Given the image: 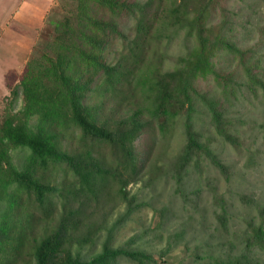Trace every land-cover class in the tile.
<instances>
[{
  "label": "trees",
  "instance_id": "obj_1",
  "mask_svg": "<svg viewBox=\"0 0 264 264\" xmlns=\"http://www.w3.org/2000/svg\"><path fill=\"white\" fill-rule=\"evenodd\" d=\"M71 1V11L50 19L40 33L24 71L7 76L13 102L21 91L23 105L16 112L8 110L0 121V264L16 263L26 247L35 264H114L121 256L145 264L150 257L144 251L115 247L109 239L91 258L74 249L95 240L97 230L106 227L102 204L112 195V185H119L115 194L126 202L124 212L134 210L135 197H129L127 185L139 177L135 141L150 123L166 133L181 121L185 145L173 162L178 192L183 194L184 172L192 160L208 158L228 177L229 168L212 139L195 123L196 101L206 107L219 136L235 145L239 139L231 130L223 101L201 92L195 80L212 74L226 90L231 77L218 72L213 59L220 49L242 60L245 52L225 35V25L217 29L207 25L220 0ZM128 20L133 21L130 29ZM182 30L196 44L180 56L179 65L165 70L157 60H147L152 39ZM116 39L123 49L114 59L111 44ZM245 69L249 87L264 90V80ZM121 88L132 97L141 93L144 105L120 121L103 120V100L93 105L92 97ZM72 135L79 143L75 151L64 148ZM15 148L29 151L22 167L13 159ZM50 168H64L74 179L62 188L52 186L39 175L41 169ZM51 196L61 200L58 223L40 238L33 233L36 213L49 210ZM220 221L226 228L225 208ZM257 247L264 248L263 224L247 239L248 251Z\"/></svg>",
  "mask_w": 264,
  "mask_h": 264
},
{
  "label": "rangeland",
  "instance_id": "obj_2",
  "mask_svg": "<svg viewBox=\"0 0 264 264\" xmlns=\"http://www.w3.org/2000/svg\"><path fill=\"white\" fill-rule=\"evenodd\" d=\"M51 2L52 7L37 31L18 36L27 47L23 45L16 56L8 60L0 55V75L9 65L16 66L20 62L22 70L50 19L62 18L74 7L71 0ZM132 24L133 21L128 20L126 27L130 29ZM222 24L225 35L245 52L244 60L220 49L213 62L218 72L231 77L226 90L212 74L199 76L195 85L201 92L223 101L239 144H231L215 132L207 109L200 101H196L195 123L205 137L212 139L214 149L229 168L228 177L208 158L199 162L192 160L184 172L183 194L178 192L173 162L185 145L181 121L174 123L166 133L155 122L150 123L135 141L139 177L127 185L129 197H135L134 210L130 214L124 212L126 202L115 194L119 185H112L109 189L112 195L104 198L102 204L107 212L105 226L108 229L99 228L95 240L74 249L83 257L91 258L109 239L115 247L144 251L150 257L145 264H229L237 260L264 264V248L247 250L250 234L264 225V90L249 87L245 69H251L264 80V0H220L211 10L207 25L217 29ZM120 41L116 39L111 44L114 59L123 49ZM195 44V39L188 38L185 31H172L162 40L158 36L152 39L146 58L157 60L165 70L174 69L179 65L180 56L186 55ZM102 100L101 118L114 123L132 114L145 98L141 93L132 97L127 89L121 88L105 97L96 94L91 103L96 105ZM22 105L21 91L13 102L7 77L5 83L0 80V121L8 110L16 112ZM146 115L142 116L148 119ZM64 148L78 149L77 138L68 136ZM28 153L23 148L12 150L19 167L26 162ZM39 175L58 188L74 179L64 168L41 169ZM48 204L46 213H36L33 233L40 238L52 232L58 223L60 198L51 196ZM224 208L228 216L226 228L220 221ZM29 253L30 248L26 247L14 264H35L31 263ZM114 264L137 263L121 256Z\"/></svg>",
  "mask_w": 264,
  "mask_h": 264
},
{
  "label": "crops",
  "instance_id": "obj_3",
  "mask_svg": "<svg viewBox=\"0 0 264 264\" xmlns=\"http://www.w3.org/2000/svg\"><path fill=\"white\" fill-rule=\"evenodd\" d=\"M51 3V0H0V55L8 60L10 56L15 57L23 45L27 47L18 36L37 31L50 11ZM25 64L22 70L21 62L6 67L0 75L1 83H5L10 73L21 74Z\"/></svg>",
  "mask_w": 264,
  "mask_h": 264
}]
</instances>
